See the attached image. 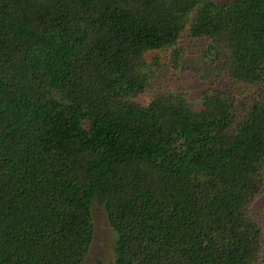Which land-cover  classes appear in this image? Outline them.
<instances>
[{
  "label": "trees",
  "instance_id": "1",
  "mask_svg": "<svg viewBox=\"0 0 264 264\" xmlns=\"http://www.w3.org/2000/svg\"><path fill=\"white\" fill-rule=\"evenodd\" d=\"M261 196L264 0H0V264H264Z\"/></svg>",
  "mask_w": 264,
  "mask_h": 264
},
{
  "label": "rangeland",
  "instance_id": "2",
  "mask_svg": "<svg viewBox=\"0 0 264 264\" xmlns=\"http://www.w3.org/2000/svg\"><path fill=\"white\" fill-rule=\"evenodd\" d=\"M212 1L216 5H222L230 0ZM220 86L222 87L223 83L216 82L209 85L192 75L173 73L167 78L164 89L172 92H180L189 99H196L206 89H221ZM250 214L255 221L264 223V196L259 197L253 202L250 208ZM91 215L93 221V239L84 264H95L98 261L103 264H114L115 233L108 225L103 206L97 201L92 203Z\"/></svg>",
  "mask_w": 264,
  "mask_h": 264
}]
</instances>
